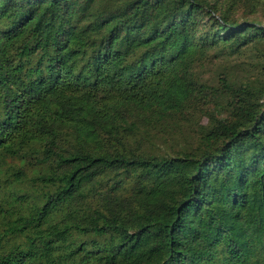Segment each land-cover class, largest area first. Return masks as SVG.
Returning a JSON list of instances; mask_svg holds the SVG:
<instances>
[{
  "label": "trees",
  "instance_id": "trees-1",
  "mask_svg": "<svg viewBox=\"0 0 264 264\" xmlns=\"http://www.w3.org/2000/svg\"><path fill=\"white\" fill-rule=\"evenodd\" d=\"M259 8L0 0V264H264Z\"/></svg>",
  "mask_w": 264,
  "mask_h": 264
},
{
  "label": "rangeland",
  "instance_id": "rangeland-1",
  "mask_svg": "<svg viewBox=\"0 0 264 264\" xmlns=\"http://www.w3.org/2000/svg\"><path fill=\"white\" fill-rule=\"evenodd\" d=\"M250 18H255L256 20H259L262 24H264V8H259L253 16ZM255 62V58L248 55L245 57H242L240 60L237 61L240 65L238 67H235V75L241 76V75H253L254 70L250 66V64H253ZM198 70V74L204 79V80H210L213 75L214 68L212 66H206ZM220 113V112H219ZM226 116V113H222L220 117L224 118ZM205 119H202V122H204Z\"/></svg>",
  "mask_w": 264,
  "mask_h": 264
}]
</instances>
